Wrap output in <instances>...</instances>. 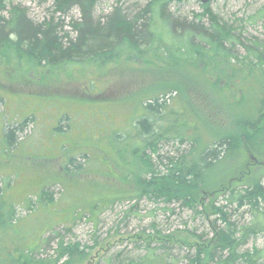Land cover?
<instances>
[{
  "label": "trees",
  "instance_id": "1",
  "mask_svg": "<svg viewBox=\"0 0 264 264\" xmlns=\"http://www.w3.org/2000/svg\"><path fill=\"white\" fill-rule=\"evenodd\" d=\"M14 1L0 0V70L12 67L19 73L24 71L27 75L40 76L76 69L101 71L106 64L122 59L128 62L184 59L185 62H196V67L204 64V75L209 67V73L217 71L220 81L232 82L224 88L218 83H209L213 90L223 94L222 100L225 93L221 90L230 88L233 79L249 82V96L238 86L237 92L242 98L228 102L232 117L230 131L218 130L215 124L208 127L197 115L196 128L193 125L192 129L199 139L209 136V142L185 141L190 142L188 150L181 151L184 142L181 129L187 127V121L189 124L192 121L184 109L181 114L169 104L178 88L161 84L146 100L135 105L133 111L137 110L139 115L126 128L107 134L95 145H91L87 137L78 136L79 142L64 160L63 170L67 174L93 173L112 178L116 176L115 169H120L123 174L119 181L122 185H133L134 190L112 195L96 185L91 190L79 192V199L70 191L64 193V198L63 195L56 199L53 192L43 188L38 202L42 198L41 203L52 205L48 209L53 212L46 211L41 213L42 216L51 214L54 218L49 222H54L57 217L64 220L46 226L42 233L37 231L36 222L40 219L31 214L30 203L27 211L31 212L22 216L17 209L20 205L10 195L0 192V199H5L4 204H0V228L18 236L15 246L6 251V255H2L0 249V264H82L89 257V247L82 248L80 243L60 241L55 255L38 258L49 243L45 235L65 221H76L84 215H90L95 221L103 209L118 203H139L143 199L168 205L181 204L209 221L212 236L207 239L197 231L189 230L163 233L153 225L152 232L144 231L136 241L137 248L143 253L120 260L118 264L264 263V248L239 250L249 239L264 234V175L247 178L236 186L232 181L242 172L249 152L256 154L255 157L264 155V41L243 38V29L218 17L210 7L211 2L202 4L204 11L197 15L200 23L183 22L180 25L166 14L167 6L172 4L167 0H149L137 12H134L138 5L135 4L134 13L130 7L124 8L126 0H115L111 5L112 12L104 13L105 3L96 19L95 9L102 0H53L51 19L42 22L30 19L27 8L15 5ZM73 9L79 12L80 18L72 16L71 32L62 33L65 26L62 17ZM203 17L208 18V25L201 23ZM179 25V31L183 32L176 35ZM160 33H173L180 44L170 46L165 40L161 41ZM1 99H5L2 94ZM223 103L225 105V100ZM70 117L66 113L59 118L54 129L56 135L68 133ZM30 120L34 117H25L23 124L14 121L16 125L9 126L11 124L7 122L3 133L9 149L15 148L16 133L23 132ZM57 144L62 152L69 149L65 143ZM170 145L177 146V150L163 154L162 150ZM53 185L65 189L62 181ZM219 190L225 194L226 203H219L217 198L209 208L203 206V194L213 196ZM134 207L137 206H132L131 210ZM241 209L248 210L253 216L248 224L238 225L232 221L230 211ZM175 249L187 253L179 256L174 253Z\"/></svg>",
  "mask_w": 264,
  "mask_h": 264
},
{
  "label": "rangeland",
  "instance_id": "2",
  "mask_svg": "<svg viewBox=\"0 0 264 264\" xmlns=\"http://www.w3.org/2000/svg\"><path fill=\"white\" fill-rule=\"evenodd\" d=\"M14 2L15 5L27 8L28 17L35 22L51 19L54 9L53 0L47 2L15 0ZM114 2L115 0H102L96 6L94 19L98 18L105 3L107 7L104 13H111V5ZM126 2L124 8L130 7L131 12L134 13L140 7L146 6L149 0H126ZM135 4H138L136 8ZM210 7L226 23L243 29V38L248 40L258 38L264 41V0H212ZM133 8L136 11L133 12ZM203 11L199 0L172 3L166 8V14L173 17V21L179 22L180 25L183 22L200 23L197 15ZM4 14L7 15V12ZM72 16L75 19L80 18L79 12L75 9L62 17L65 21L62 33L71 32ZM201 21L206 25L209 24L208 18L203 17ZM180 25L179 28L177 27L176 35H181L183 32V30L179 31ZM72 35L76 37L75 33ZM159 38L170 46L180 44V40L175 39L173 33H160ZM195 64L194 61L185 62L184 59L170 61L155 59L152 62L136 60L128 62L122 59L119 62L106 64L101 71L76 69L59 74L44 73L40 76H31L24 71L19 73L12 67H7L4 71L0 70V94L5 97L0 100V192L5 196L10 195L13 201L20 205L17 209L22 216L31 212L27 211L28 205L31 204L33 207L31 214L40 219L36 222L37 231L42 233L46 226H53L64 220L63 217H57L54 222H49L54 218L51 214L42 216L41 213L46 211L53 212L51 208V211L48 209L52 205L41 203L42 198L38 202L43 188L53 192L56 199H61L67 191L79 199V192L91 190L96 185L112 195L133 191V185H122L119 181L123 174L120 169H115L116 176L112 178L93 173L69 175L63 170L64 160L74 150L76 142H79L78 136L87 137V141L95 145L107 134L130 125L139 115L137 110L133 111L135 105L152 95L160 84L178 88V93L172 95L174 100L169 101V104L175 106L181 114L184 109L193 123L189 124L187 121V127L181 129L184 138L180 146L181 151L190 149V142L185 141L198 139L202 144L209 142V136L206 139H199L192 129L193 125L196 128L197 115L208 124V127L209 124H215L218 130L230 131L232 117L228 102L232 103L242 98L241 93L237 92L238 86V89L242 87L244 93L249 96V86H247L249 82L243 83L240 79H233L230 88L224 90L219 88L225 93L226 108L224 100L221 99L223 94L213 90L210 87L212 84L209 83L215 82L219 87L224 88L232 82L220 81L217 79L219 76L217 71L211 70L212 72L209 73V67L207 75H204L205 65L196 67ZM230 97L232 100L229 101ZM66 113L71 116L68 122L69 131L62 136L56 135L54 129L57 122ZM27 116H33L34 120L27 121L24 131L16 133L17 145L9 149L5 142L4 127L7 122L11 124L9 126L16 125L14 121L23 124L22 120ZM57 142L65 143L69 149L63 150V153ZM176 150L177 146L170 145L166 146L162 153ZM255 155L252 152L248 153L244 159L242 172L232 179L233 186L242 184L247 178L264 175V155L257 154V157ZM57 181H62L65 189L61 185H53ZM222 192L213 196L203 194V206L209 208L217 198L219 203H226L225 194ZM64 197L65 195L62 198ZM66 198L70 204L68 196ZM12 199L10 198L11 201ZM4 201L5 199H0V204L3 205ZM134 205L137 207L131 210ZM230 213L232 221L238 225L248 224L253 217L246 209L231 210ZM33 222L35 223V220ZM153 225L163 233L189 230L197 231L207 239L212 236L210 233L212 225L209 221L183 208L181 204L168 205L143 199L139 203H118L103 209L95 221L90 219V215L78 217L72 222L65 221L45 235L49 243L37 257L43 259L55 255L54 251L59 242L65 241L80 243L82 248L86 246L90 248L87 249L89 257L82 264H118L120 260L143 253L142 249L137 248L136 241L144 231L152 232ZM17 238L16 234L5 232L0 228L2 255H6V251L15 246L14 242ZM255 247L264 248V234L249 239L239 250L252 251ZM174 251L179 256L187 253L181 249ZM184 263L186 262H182Z\"/></svg>",
  "mask_w": 264,
  "mask_h": 264
},
{
  "label": "water",
  "instance_id": "3",
  "mask_svg": "<svg viewBox=\"0 0 264 264\" xmlns=\"http://www.w3.org/2000/svg\"><path fill=\"white\" fill-rule=\"evenodd\" d=\"M170 3H182L186 0H167ZM201 2V4L206 5L209 4L212 0H199Z\"/></svg>",
  "mask_w": 264,
  "mask_h": 264
}]
</instances>
